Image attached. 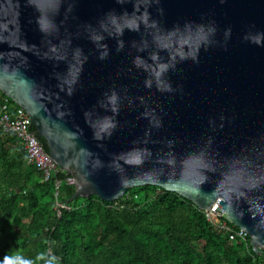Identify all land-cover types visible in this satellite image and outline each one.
<instances>
[{"label": "water", "instance_id": "obj_1", "mask_svg": "<svg viewBox=\"0 0 264 264\" xmlns=\"http://www.w3.org/2000/svg\"><path fill=\"white\" fill-rule=\"evenodd\" d=\"M0 92L60 203L153 185L264 249V0H0Z\"/></svg>", "mask_w": 264, "mask_h": 264}, {"label": "trees", "instance_id": "obj_2", "mask_svg": "<svg viewBox=\"0 0 264 264\" xmlns=\"http://www.w3.org/2000/svg\"><path fill=\"white\" fill-rule=\"evenodd\" d=\"M46 149V148H45ZM43 179L22 142L0 129V264H264L250 238L229 239L190 200L153 185L120 198L77 197ZM221 220L233 226L223 216ZM236 228V227H235Z\"/></svg>", "mask_w": 264, "mask_h": 264}, {"label": "built area", "instance_id": "obj_3", "mask_svg": "<svg viewBox=\"0 0 264 264\" xmlns=\"http://www.w3.org/2000/svg\"><path fill=\"white\" fill-rule=\"evenodd\" d=\"M0 129L13 134L22 142L28 161L41 172L44 180L54 178L55 196L59 192L58 189L62 181L74 185L71 174L47 158L48 152L42 141L36 137V133L32 132L34 129L29 122L27 113L2 92H0ZM56 206L68 208L66 203L58 201H56ZM204 213L212 224L228 232L229 239L232 240L236 237L245 239L248 236L243 232V229L234 225L228 226L225 221L221 220L223 216L220 214L212 210L204 211Z\"/></svg>", "mask_w": 264, "mask_h": 264}, {"label": "clouds", "instance_id": "obj_4", "mask_svg": "<svg viewBox=\"0 0 264 264\" xmlns=\"http://www.w3.org/2000/svg\"><path fill=\"white\" fill-rule=\"evenodd\" d=\"M3 264H31L30 261L21 260L19 257L15 259L11 257H5ZM48 264H55L54 258L48 261Z\"/></svg>", "mask_w": 264, "mask_h": 264}]
</instances>
